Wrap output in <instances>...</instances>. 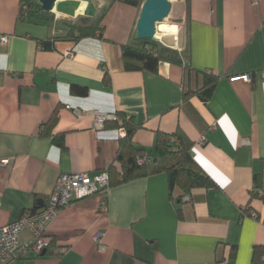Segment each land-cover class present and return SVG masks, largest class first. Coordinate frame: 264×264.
<instances>
[{
  "label": "crops",
  "instance_id": "crops-1",
  "mask_svg": "<svg viewBox=\"0 0 264 264\" xmlns=\"http://www.w3.org/2000/svg\"><path fill=\"white\" fill-rule=\"evenodd\" d=\"M25 1L0 0V227L40 210L61 174L114 164L122 123L95 129V114L142 125L133 143L155 161L149 175L62 208L44 256L22 232L15 264H264V0H179L189 69L162 63L156 74L126 70L121 55L140 10L115 3L102 39L69 41L60 25L82 16V2L57 0L43 22L22 16ZM91 1L97 14L106 2ZM208 76V100L183 99ZM157 131L183 133L216 187L170 195Z\"/></svg>",
  "mask_w": 264,
  "mask_h": 264
},
{
  "label": "trees",
  "instance_id": "trees-1",
  "mask_svg": "<svg viewBox=\"0 0 264 264\" xmlns=\"http://www.w3.org/2000/svg\"><path fill=\"white\" fill-rule=\"evenodd\" d=\"M144 0H106L104 7L94 18L79 16L72 22H62L61 27L65 34L62 39L69 41H78L85 38H103V19L108 9L115 3H121L140 10ZM22 16L35 21L51 22L53 16L51 13L43 12L36 4L35 0H26L23 2ZM44 45H49V42H42ZM120 51L124 60L125 68L129 71H146L156 74L158 67L162 63L171 65L183 66L189 69L187 61L178 49L160 44L157 40H133L130 44L121 45ZM107 81V78H105ZM216 77L208 76L205 79L201 89L195 92L184 93L183 99L186 100L193 95H198L204 101L208 100ZM73 94H86V89L77 86L71 87ZM117 122H112L118 127V122L122 123L121 128L125 131V136L120 140V146L116 155L114 164L107 170L109 176V188L129 181L143 178L150 173V165H138L137 159L146 156V152L138 151L133 143L134 134L142 129V125H138L126 115L116 117ZM56 122L55 115L52 116L50 124ZM109 124L105 122V126ZM58 145L59 140L55 139ZM61 141V139H60ZM192 142L181 132H175L167 135L157 131L155 133L154 151L156 160L163 158L167 162L165 172L168 177L169 193L174 189L180 190L183 193H189L193 189L203 188L210 189L216 185L206 176L196 165L193 160ZM155 160H153L154 162ZM117 165H116V164ZM37 205L32 208L31 213L37 212ZM179 214V211H178ZM47 252L52 246L49 244Z\"/></svg>",
  "mask_w": 264,
  "mask_h": 264
},
{
  "label": "built area",
  "instance_id": "built-area-1",
  "mask_svg": "<svg viewBox=\"0 0 264 264\" xmlns=\"http://www.w3.org/2000/svg\"><path fill=\"white\" fill-rule=\"evenodd\" d=\"M6 40V37H0L1 44H4ZM173 48L177 49L176 44ZM243 80L248 81L249 79L244 76ZM116 120L114 115L95 114L94 127L95 129H102L105 122ZM243 144L249 145L250 142L244 140ZM152 162L153 159L149 156L137 159L138 165H150ZM108 185L109 176L106 170L93 176L87 173L61 174L40 210L35 213L26 212L18 221L0 227V264H15L20 249V235L24 231H28L32 236V244L29 250L34 255L38 256L46 251L50 247V241L47 238L48 227L60 210L72 202L96 194L105 195L109 190ZM189 200V196L183 197L184 202H189Z\"/></svg>",
  "mask_w": 264,
  "mask_h": 264
},
{
  "label": "water",
  "instance_id": "water-1",
  "mask_svg": "<svg viewBox=\"0 0 264 264\" xmlns=\"http://www.w3.org/2000/svg\"><path fill=\"white\" fill-rule=\"evenodd\" d=\"M57 0H35L36 6L43 12L50 13L54 10ZM86 4L82 16L94 18L97 8L91 0H78ZM172 5L168 0H144L136 21L133 39L136 40H157L156 26L170 16ZM138 151L143 149L137 148ZM45 251L41 253L44 256Z\"/></svg>",
  "mask_w": 264,
  "mask_h": 264
},
{
  "label": "rangeland",
  "instance_id": "rangeland-1",
  "mask_svg": "<svg viewBox=\"0 0 264 264\" xmlns=\"http://www.w3.org/2000/svg\"><path fill=\"white\" fill-rule=\"evenodd\" d=\"M169 2L172 5L170 16L158 25H170L173 28V33L169 36H158L156 39L162 45L174 47L176 44L177 48L181 49L179 42L180 36L183 35V31L185 30V25L178 15V11L180 9L179 0H169ZM84 6L85 5L81 6V10L79 12L84 11Z\"/></svg>",
  "mask_w": 264,
  "mask_h": 264
},
{
  "label": "bare ground",
  "instance_id": "bare-ground-1",
  "mask_svg": "<svg viewBox=\"0 0 264 264\" xmlns=\"http://www.w3.org/2000/svg\"><path fill=\"white\" fill-rule=\"evenodd\" d=\"M169 1V0H168ZM85 6H86V4L85 3H83ZM84 6V7H85ZM55 12V11H54ZM79 13H82V12H79ZM169 30H170V27H169V25H157L156 26V38L159 36V34H164V33H166V32H169Z\"/></svg>",
  "mask_w": 264,
  "mask_h": 264
}]
</instances>
